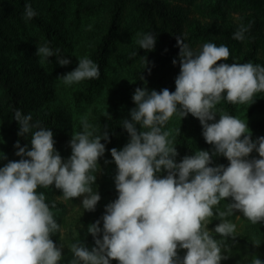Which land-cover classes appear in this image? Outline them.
<instances>
[{
    "label": "trees",
    "instance_id": "obj_1",
    "mask_svg": "<svg viewBox=\"0 0 264 264\" xmlns=\"http://www.w3.org/2000/svg\"><path fill=\"white\" fill-rule=\"evenodd\" d=\"M197 1L0 0V264L25 244L58 242L51 219L21 205L12 184L39 207L53 204L34 193L36 172L73 138L53 97L69 65L76 103L109 93L115 107L77 142L61 190L82 182L95 192L99 157L130 150L112 204L155 223H137L144 235L134 236L102 210L92 222L107 232L51 263L91 264L94 245L117 239L118 264H264V0H199L205 19L183 6ZM244 118L245 138L262 149L252 162L228 130ZM255 195L249 228L228 227Z\"/></svg>",
    "mask_w": 264,
    "mask_h": 264
},
{
    "label": "rangeland",
    "instance_id": "obj_2",
    "mask_svg": "<svg viewBox=\"0 0 264 264\" xmlns=\"http://www.w3.org/2000/svg\"><path fill=\"white\" fill-rule=\"evenodd\" d=\"M183 6L192 16L202 19L207 16V7L202 5L199 0L192 4L183 3ZM237 17L238 15H234L233 19ZM42 86L43 84H40V87ZM77 87V80L71 65H69L64 72L56 77L53 97H55L56 105L58 104L68 112V123L73 131L71 134L73 138L69 142L70 144L65 147L66 153L63 156L54 157V163L43 162V164H39L36 172L38 180L34 193L41 199L52 201L53 204L48 207H39L32 202L30 190L27 187L12 184L21 205L29 208L30 211L51 219L49 229L55 233L58 242L54 246H49L46 250H36L35 248L32 250L30 244H25L20 251V255L10 261L11 264H52L53 258L64 255L73 247L76 241L92 233L107 232V230H101L92 222L97 217V213L102 210H112L114 219L120 221V227L134 236L144 235V229L138 227L137 223L148 222L151 225L155 223L153 213L138 210L128 216H119L112 204L110 193L124 177L122 165L134 154L130 150L114 155L108 152V157H99L93 169L95 192H92L91 188L82 182H79L76 186H71L70 193L61 190L64 179L59 176V173L63 170L66 161L74 158L75 154L78 153L79 145L77 142L82 138L83 133L91 127L90 125L107 114L109 108L115 107L109 93H104L103 96L97 97L90 103H76L72 95L73 90ZM246 122L245 118L241 121L238 119L228 126V130L233 136L234 147L242 160L252 162L260 158L262 149L261 145L250 143L245 138L248 131V123L245 124ZM8 182L10 183V181ZM253 197L252 201L250 200L244 205L237 218L226 223L228 227L238 231L249 228L250 213H253L258 205L257 195ZM209 223V220H205L207 229H210ZM120 248L121 245L117 239L108 242L100 240L93 246L89 255L91 264L120 263L121 257L115 256Z\"/></svg>",
    "mask_w": 264,
    "mask_h": 264
}]
</instances>
